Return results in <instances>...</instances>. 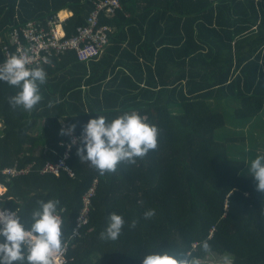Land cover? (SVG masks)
<instances>
[{"label": "trees", "instance_id": "trees-1", "mask_svg": "<svg viewBox=\"0 0 264 264\" xmlns=\"http://www.w3.org/2000/svg\"><path fill=\"white\" fill-rule=\"evenodd\" d=\"M93 9L91 0H0V63L7 49L17 54L12 36L29 22L70 11V38ZM102 23L110 40L100 57L81 61L67 49L42 63L44 100L31 114L10 106L19 89L0 81V205L30 224L37 201L58 199L65 264H142L163 249L264 264V193L249 172L264 151V0H122ZM126 111L159 127V147L101 176L77 155L83 127ZM61 159L75 177L42 174ZM31 164L28 175L1 173ZM94 187L89 222L80 225ZM149 209L156 214L145 219ZM112 212L124 217L123 232L102 240ZM205 239L207 254L198 243Z\"/></svg>", "mask_w": 264, "mask_h": 264}, {"label": "clouds", "instance_id": "clouds-1", "mask_svg": "<svg viewBox=\"0 0 264 264\" xmlns=\"http://www.w3.org/2000/svg\"><path fill=\"white\" fill-rule=\"evenodd\" d=\"M31 50L8 57L0 64V81L19 89L9 97L13 109L19 108L31 114L44 100L41 86L48 81V73L42 64L30 66L33 58ZM43 64H51L47 57ZM53 102L48 103L51 108ZM72 125L70 132H74ZM65 134V130H61ZM160 129L151 124L146 116L137 111H126L109 120L99 115L83 127L81 146L77 150L80 162L89 163L101 176L115 173L122 163L136 164L150 151L159 147ZM249 172L256 182V190L264 193V155H257L250 163ZM38 207L32 212L30 224L21 221L17 211L0 209V264H58V258L67 250L69 244L64 234V222L60 215L58 199L37 201ZM155 209L145 211L144 218L155 216ZM125 219L112 212L108 225L100 233L102 240H117L123 232ZM139 221L133 219L129 225L134 229ZM199 243L204 253L211 251L207 239ZM195 247V245L193 246ZM142 264H202V259L192 251L175 252L163 249L143 256Z\"/></svg>", "mask_w": 264, "mask_h": 264}, {"label": "built area", "instance_id": "built-area-1", "mask_svg": "<svg viewBox=\"0 0 264 264\" xmlns=\"http://www.w3.org/2000/svg\"><path fill=\"white\" fill-rule=\"evenodd\" d=\"M94 5V9L88 19V24L81 26L77 30V34L70 38H67V34L64 29V23L67 18L63 19L57 14V16L49 20L48 23L44 21L29 22L20 31L13 34V40L18 43L17 54L30 49V55L33 58V63L30 66H36L43 63L44 57H49L54 52H61L67 49H75L78 57L81 61L92 60L100 57L109 44L110 36L108 31L110 27L103 25L102 15L105 17H113L116 10L121 8L122 0H91ZM216 1V0H215ZM7 48V47H5ZM6 54L11 56L10 50L7 49ZM7 57V58H8ZM6 60V59H5ZM4 60V61H5ZM3 61V62H4ZM2 64V63H0ZM73 135L72 142H78L79 137ZM82 135L80 136V140ZM68 157L66 154L65 158ZM33 166L18 169L17 167L7 168L1 173L7 178H16L30 174ZM61 170L66 171L70 177H75L67 167L64 159H61L58 163H47L42 170V174H52L58 176ZM0 189L4 190L5 187L0 184ZM96 188L94 187L85 196L86 206L84 207L80 216V225L89 222V213L91 210L92 198L95 196ZM0 192V197L2 196ZM0 205V209H3ZM10 211H15L10 208H6ZM66 251L58 258V264H65L67 262L65 257Z\"/></svg>", "mask_w": 264, "mask_h": 264}, {"label": "rangeland", "instance_id": "rangeland-1", "mask_svg": "<svg viewBox=\"0 0 264 264\" xmlns=\"http://www.w3.org/2000/svg\"><path fill=\"white\" fill-rule=\"evenodd\" d=\"M235 130L236 132L239 131V129L237 128H235ZM260 153L264 155V151H260ZM202 264H230V261L223 257H216L209 255L205 260H202Z\"/></svg>", "mask_w": 264, "mask_h": 264}, {"label": "crops", "instance_id": "crops-1", "mask_svg": "<svg viewBox=\"0 0 264 264\" xmlns=\"http://www.w3.org/2000/svg\"><path fill=\"white\" fill-rule=\"evenodd\" d=\"M58 14H59V16L62 17L63 19H65V18L68 19L69 17L72 16V12L67 11V10L60 11ZM1 124H2V123H0V128L2 127ZM30 134H31V133H30ZM31 135H32V134H31ZM32 136H34V135H32ZM38 136H39V135H38ZM37 155H38V154H37ZM2 193L5 194V193H6V189H4ZM3 194H2V195H3Z\"/></svg>", "mask_w": 264, "mask_h": 264}, {"label": "bare ground", "instance_id": "bare-ground-1", "mask_svg": "<svg viewBox=\"0 0 264 264\" xmlns=\"http://www.w3.org/2000/svg\"><path fill=\"white\" fill-rule=\"evenodd\" d=\"M0 192H3V190H2V189H0Z\"/></svg>", "mask_w": 264, "mask_h": 264}]
</instances>
